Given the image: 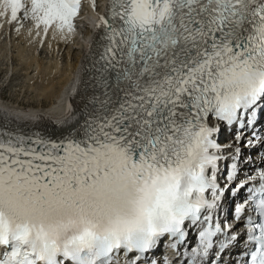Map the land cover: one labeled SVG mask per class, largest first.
<instances>
[{"label": "snow or ice", "instance_id": "1", "mask_svg": "<svg viewBox=\"0 0 264 264\" xmlns=\"http://www.w3.org/2000/svg\"><path fill=\"white\" fill-rule=\"evenodd\" d=\"M80 8L0 0V17L71 34ZM97 29L83 123L58 136L0 128V264H139L190 230L186 264H229L241 235L235 264H264V167L237 183L233 163L221 187L213 138V121L239 139L264 111V0H109ZM241 190L222 223L223 197Z\"/></svg>", "mask_w": 264, "mask_h": 264}, {"label": "bare ground", "instance_id": "2", "mask_svg": "<svg viewBox=\"0 0 264 264\" xmlns=\"http://www.w3.org/2000/svg\"><path fill=\"white\" fill-rule=\"evenodd\" d=\"M95 12L76 17L75 31L71 34L50 29L45 35L43 29H36L30 20H26L27 26L24 27L22 13L18 14L15 22L11 20L10 12L0 17V37L5 38L0 51H4L8 63L6 70L10 66L11 80L14 75H22L27 82H21L24 93L31 92V102L26 107L8 103L3 98L0 101V112L3 115L29 122L40 119L46 126L54 122L61 123L63 127L74 120L67 103L73 106L71 93L81 76L85 88L89 89V97H92L90 85L95 73L93 65L96 58L93 52H86V46L91 34L88 29L95 16L98 18L102 14L99 7H95ZM15 35L26 43H38L26 48L15 42L17 39L13 40ZM86 101L87 106H90V101Z\"/></svg>", "mask_w": 264, "mask_h": 264}, {"label": "rangeland", "instance_id": "3", "mask_svg": "<svg viewBox=\"0 0 264 264\" xmlns=\"http://www.w3.org/2000/svg\"><path fill=\"white\" fill-rule=\"evenodd\" d=\"M3 43H2V39H1L0 46L1 45H4ZM2 47L4 48L5 46H2ZM6 69H8V63H7L6 59H5L4 51L1 50L0 51V83L3 80V79H1V77H3V75H4L3 70L5 71V76H7L8 74L11 76L10 66H9V70H6ZM14 77H15V80L13 81V83L12 84H11V82L8 83V85L6 86V88L3 89V95L7 99L12 100L14 102L15 101L16 102L18 101V103L20 105H27V104H29L31 102V98H30L31 97V92L24 93V89L22 88L23 85L21 83L22 82V79L20 77H17L16 75H14V76H12V80L14 79ZM9 78H10L9 79V81H10L11 80V77H9ZM1 86L2 87H5V86H3L2 83H1ZM14 105H18V104H15L14 103Z\"/></svg>", "mask_w": 264, "mask_h": 264}]
</instances>
